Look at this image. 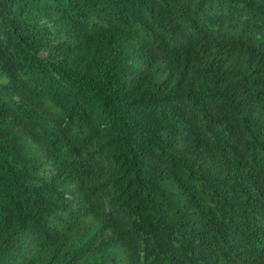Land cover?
Masks as SVG:
<instances>
[{"label": "trees", "instance_id": "obj_1", "mask_svg": "<svg viewBox=\"0 0 264 264\" xmlns=\"http://www.w3.org/2000/svg\"><path fill=\"white\" fill-rule=\"evenodd\" d=\"M0 264H264V0H0Z\"/></svg>", "mask_w": 264, "mask_h": 264}]
</instances>
